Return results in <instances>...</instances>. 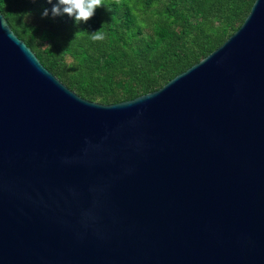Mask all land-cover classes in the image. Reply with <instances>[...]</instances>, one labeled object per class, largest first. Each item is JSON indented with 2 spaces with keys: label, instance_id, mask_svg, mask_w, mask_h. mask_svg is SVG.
<instances>
[{
  "label": "water",
  "instance_id": "water-1",
  "mask_svg": "<svg viewBox=\"0 0 264 264\" xmlns=\"http://www.w3.org/2000/svg\"><path fill=\"white\" fill-rule=\"evenodd\" d=\"M0 264H264V0L158 89L104 104L0 13Z\"/></svg>",
  "mask_w": 264,
  "mask_h": 264
},
{
  "label": "trees",
  "instance_id": "trees-1",
  "mask_svg": "<svg viewBox=\"0 0 264 264\" xmlns=\"http://www.w3.org/2000/svg\"><path fill=\"white\" fill-rule=\"evenodd\" d=\"M253 1L102 0L87 22L53 16L58 0H0V13L68 88L110 104L158 89L202 59L238 28ZM98 30L103 40L92 39Z\"/></svg>",
  "mask_w": 264,
  "mask_h": 264
},
{
  "label": "clouds",
  "instance_id": "clouds-1",
  "mask_svg": "<svg viewBox=\"0 0 264 264\" xmlns=\"http://www.w3.org/2000/svg\"><path fill=\"white\" fill-rule=\"evenodd\" d=\"M48 2L51 3L52 0H48ZM102 5V0H58V3L52 7L51 14L53 16L67 14L74 17L78 22H87L94 16L95 10ZM48 14V9H45L42 13L43 16ZM91 37L93 40L104 39V35L100 30L92 33Z\"/></svg>",
  "mask_w": 264,
  "mask_h": 264
}]
</instances>
